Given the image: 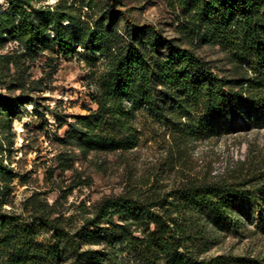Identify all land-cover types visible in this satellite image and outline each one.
I'll list each match as a JSON object with an SVG mask.
<instances>
[{
    "label": "rangeland",
    "instance_id": "rangeland-1",
    "mask_svg": "<svg viewBox=\"0 0 264 264\" xmlns=\"http://www.w3.org/2000/svg\"><path fill=\"white\" fill-rule=\"evenodd\" d=\"M187 1L0 0V20L4 18L10 26L18 24L19 18L11 12L15 4L32 19L46 21V15L52 13L71 19L70 35L81 40L82 30L90 32L103 23L107 28L111 21L122 35L126 23L141 29L154 27L164 39L191 49L219 75L239 78L236 63L224 51L200 44L198 38L194 43L186 38L192 23L186 14ZM69 25L64 21V27ZM52 39L27 46L10 34H0L3 212L29 222L37 214L44 215L74 234L94 217L105 199L154 202L158 205L153 212L181 239L182 251L187 248L200 260L232 255L264 263V126L249 122L234 131L208 130L185 138L179 130L143 111L137 119V148L82 151L76 139H67V133L81 117L97 111L94 97L108 60L97 48L85 49L78 43L74 54L65 55ZM4 101L17 104L13 116L2 108ZM209 183L251 190L255 198L236 206L235 226L194 218L197 224L181 233L166 212L174 199L172 193L188 184ZM132 220L129 234L142 239L146 227ZM176 222L184 223L182 218ZM154 228L150 226V230ZM53 234L54 230L43 232L40 239L49 241ZM83 243V250L105 252L106 264H144L121 234L94 236ZM72 262L70 258L61 264Z\"/></svg>",
    "mask_w": 264,
    "mask_h": 264
},
{
    "label": "trees",
    "instance_id": "trees-1",
    "mask_svg": "<svg viewBox=\"0 0 264 264\" xmlns=\"http://www.w3.org/2000/svg\"><path fill=\"white\" fill-rule=\"evenodd\" d=\"M186 6L190 25L195 27H187L186 38L193 43L198 38L200 44L224 51L236 63L239 78L219 75L191 49L164 39L154 27L141 29L126 23L122 35L111 18L107 28L103 23L93 31L82 30L81 40L70 35L71 19L59 13L46 15V21L32 19L22 6L13 4L11 12L19 22L10 26L1 19L0 34H10L27 46L53 37L52 42L65 55L74 54L78 43L106 56L108 69L100 76L94 97L97 111L81 117L67 133V139H76L82 151L137 148V119L143 111L179 130L185 138L208 130L230 132L249 122L264 126V0H188ZM64 21L70 25L64 27ZM16 105L4 101L2 108L13 116ZM171 197L166 212L175 228L184 233L197 224L194 218L235 226L236 206L253 200L255 193L209 183L185 185ZM3 205L0 200V264H61L70 258L73 264H106L105 252L83 250L82 244L94 236L115 234L125 236L144 264H264L256 258L232 255L200 260L193 251H182L181 239L153 212L158 205L154 202L105 199L94 217L74 234L44 215H35L31 222L8 215ZM178 218L186 227L176 222ZM131 220L146 227L142 239L129 234V227L134 226ZM52 230L51 240L40 239L43 232Z\"/></svg>",
    "mask_w": 264,
    "mask_h": 264
}]
</instances>
